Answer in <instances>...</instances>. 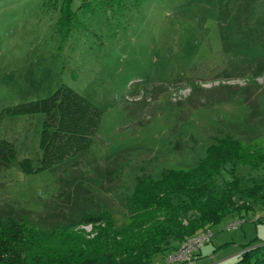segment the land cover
I'll return each instance as SVG.
<instances>
[{
    "label": "rangeland",
    "instance_id": "1",
    "mask_svg": "<svg viewBox=\"0 0 264 264\" xmlns=\"http://www.w3.org/2000/svg\"><path fill=\"white\" fill-rule=\"evenodd\" d=\"M60 3L0 0V112L65 85L101 110V125L85 154L25 175L18 161L39 157L44 116L4 118L0 139L18 158L0 166V215L45 232L87 211L111 212L121 224L138 178L189 170L225 137L264 152V0H144L124 16L73 0L69 34L58 25ZM238 175L247 183L264 166ZM227 180L223 172L216 185ZM244 217L213 226L208 252L184 264H246L234 254L242 243L264 245V214L254 205ZM75 231L93 237L91 226Z\"/></svg>",
    "mask_w": 264,
    "mask_h": 264
},
{
    "label": "trees",
    "instance_id": "2",
    "mask_svg": "<svg viewBox=\"0 0 264 264\" xmlns=\"http://www.w3.org/2000/svg\"><path fill=\"white\" fill-rule=\"evenodd\" d=\"M72 1L60 3L58 25L67 34L75 25ZM143 1L82 0L79 9L97 8L124 16L139 9ZM36 114L44 116L40 155L35 162L27 158L18 161L25 175L54 170L85 154L102 121L99 108L61 85L48 98L3 109L0 123L6 117ZM17 158L15 146L0 139V166L9 167ZM263 166L264 152L225 137L210 145L206 156L189 170H168L157 180L138 178L133 193L125 199V223L118 224L108 211H87L77 222L45 232L24 219L0 215V264H150L155 256L174 253L184 241L210 230L229 215L245 219L254 205L264 214V175L247 183L238 175L240 167L259 170ZM223 172L229 180L219 187L216 179ZM76 225L91 226L93 237L73 232ZM249 246L240 262L264 264V245Z\"/></svg>",
    "mask_w": 264,
    "mask_h": 264
},
{
    "label": "built area",
    "instance_id": "3",
    "mask_svg": "<svg viewBox=\"0 0 264 264\" xmlns=\"http://www.w3.org/2000/svg\"><path fill=\"white\" fill-rule=\"evenodd\" d=\"M243 223L242 221L232 223L229 228L236 229ZM211 230H204L195 236L184 241L180 247L172 254L168 255L162 264H184L193 262L196 254L212 239Z\"/></svg>",
    "mask_w": 264,
    "mask_h": 264
},
{
    "label": "crops",
    "instance_id": "4",
    "mask_svg": "<svg viewBox=\"0 0 264 264\" xmlns=\"http://www.w3.org/2000/svg\"><path fill=\"white\" fill-rule=\"evenodd\" d=\"M239 239H240V238H239ZM239 239H238V240H239ZM238 242H240V241H238ZM246 245H247V244H246ZM240 246H241V247L239 248V251L235 252L234 255L242 254V253L244 252V250H245V247H243V246H245L244 243L240 244ZM252 247H253V246H252ZM203 251L208 252V250H206V248L203 247V248L199 251V253L196 254L197 256L195 257V260H194V261H197V262L199 261V262H200V260H199L200 257H199V256L202 255ZM211 253H212V252H211ZM194 261H193V262H194Z\"/></svg>",
    "mask_w": 264,
    "mask_h": 264
}]
</instances>
